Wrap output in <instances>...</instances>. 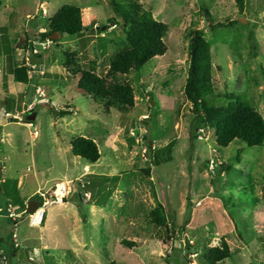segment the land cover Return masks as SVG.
I'll list each match as a JSON object with an SVG mask.
<instances>
[{"label": "rangeland", "instance_id": "obj_1", "mask_svg": "<svg viewBox=\"0 0 264 264\" xmlns=\"http://www.w3.org/2000/svg\"><path fill=\"white\" fill-rule=\"evenodd\" d=\"M119 1L0 0V191L8 188L19 198L14 203L0 193V208L20 213L22 203L55 184L69 190L66 201L44 209L40 227H30L27 215L16 224L0 216V244L8 242L11 250H0V264L16 263V249L26 250L19 252L22 264H206L207 250L222 241L230 256L217 264H264V143L248 148L235 140L218 148L183 94L186 35L195 28L211 45L209 104L223 106L233 95L264 119V0H245L242 12L234 0H139L167 25V50L124 78L133 90V108L106 112L77 90L79 75L67 73L71 63L62 66L67 55L80 70L94 66L97 76L106 75L123 38L113 26L112 3ZM63 5L81 10L83 32L51 36L30 59L28 83H15L8 68L20 61L26 66L29 49L18 45L26 35L45 32ZM202 9L213 25L234 24L211 31ZM36 87L44 97L35 101ZM59 111L68 114L60 117ZM77 137L96 144V163L71 154ZM150 150L158 165L148 158ZM88 174L113 177L114 190L107 196L98 191L91 203L72 197ZM153 211L168 230L151 223Z\"/></svg>", "mask_w": 264, "mask_h": 264}, {"label": "trees", "instance_id": "obj_2", "mask_svg": "<svg viewBox=\"0 0 264 264\" xmlns=\"http://www.w3.org/2000/svg\"><path fill=\"white\" fill-rule=\"evenodd\" d=\"M139 0H120L119 4L112 3L113 11L117 21L113 26H118L123 35L121 47L118 51L109 57V68L104 77H99L94 72V66L88 71L80 70L79 67L65 56L63 68H68L69 63L73 66L67 73L71 77L79 75L77 81V90L90 97L95 103H98L108 112L115 109L120 112H126L134 106L133 90L125 83L124 78L131 72L141 69L146 62L155 57H161L166 53L167 47L164 38L167 35L168 27L166 24L156 21L149 12L142 9L138 3ZM234 4L239 12L244 9L245 0H234ZM204 17L208 20V27L211 31L216 28L231 27L234 22L228 24H214L208 14V11L202 9ZM83 19L81 10L73 5L61 6L49 19L47 30L39 33L37 36L26 35L21 49L26 46H32V39L44 41L53 35L78 36L83 28ZM187 71L186 80L183 87V94L187 100L194 105L196 119L204 130H211L213 139L218 148H227L229 144L237 140L245 144L248 148L259 147L264 143V119L262 116L246 101L228 95L227 103L223 106L214 108L208 102V97L214 92L211 84V45L201 34V31L190 28L187 32ZM54 42V40H51ZM9 73L13 75L15 83L26 85L28 83V68L23 61L18 62L13 69L9 66ZM67 112L59 111L58 115L64 116ZM149 119H144V128L149 130ZM147 139V135H145ZM71 154L87 163L94 164L99 160V152L96 144L83 137H77L71 144ZM152 165H158L160 160L152 156L150 150L147 154ZM164 161H171V151L165 152ZM222 168V166H220ZM227 171H229L228 168ZM149 177V170H145ZM116 181L113 177L88 174L81 178L80 188L82 192L89 193L87 202H94L97 192L101 191L107 196L114 190ZM15 189H17L15 184ZM3 193L6 198L16 203L19 201L17 196L11 195L8 188ZM74 198H77L73 194ZM38 195H34L31 200H37ZM18 200V201H17ZM66 201V200H64ZM98 204V203H97ZM22 210H26V205L21 204ZM151 223L155 227H164L168 230L167 223L162 217L158 216L156 211L150 213ZM9 240L10 233L8 232ZM124 247L133 246L132 243L122 241ZM0 250L4 254L11 252L9 243L0 244ZM22 249H16L13 252L19 255L16 263L22 264L24 258L19 252ZM26 255V250L24 251ZM230 253L224 241L220 247L208 249L205 255L206 264H217L229 258ZM21 257V258H20ZM185 260V255H183ZM27 258V257H26ZM14 261V260H13ZM12 261V262H13ZM31 264H39L36 260L29 261ZM114 264V263H111Z\"/></svg>", "mask_w": 264, "mask_h": 264}, {"label": "built area", "instance_id": "obj_3", "mask_svg": "<svg viewBox=\"0 0 264 264\" xmlns=\"http://www.w3.org/2000/svg\"><path fill=\"white\" fill-rule=\"evenodd\" d=\"M49 43L50 42L48 41V39L44 41H40V40L32 41V46L29 47L25 57L26 67L28 68L27 73L29 77L31 76L32 70H34V66L31 64L30 59H32L33 57H37V55L41 51L45 50V47H47ZM40 75H42L41 71L37 73V77ZM43 97H44L43 91L39 87H36L34 100L36 101L38 99H42ZM58 186L59 184H55L50 191L37 193L38 199L35 201L38 203V207L33 214H28L26 210H22L20 213H16L14 209L8 206L5 209L0 208V216H2L8 222L12 224H16L17 222L23 220L24 215H27V219L30 226L40 227L45 217L44 209L49 205L61 204L65 200L66 196L69 195V190L66 187L64 186L58 187ZM74 194L78 199L82 198L84 201H87L90 196L89 193L82 192L80 187L79 189L77 188V192H74ZM24 204L27 206L26 203ZM2 212H4L3 215Z\"/></svg>", "mask_w": 264, "mask_h": 264}, {"label": "water", "instance_id": "obj_4", "mask_svg": "<svg viewBox=\"0 0 264 264\" xmlns=\"http://www.w3.org/2000/svg\"><path fill=\"white\" fill-rule=\"evenodd\" d=\"M39 15L41 16V12H39ZM56 37V35H53L52 38L54 39ZM5 120L3 118H0V124L2 122H4ZM8 122V121H7ZM38 207V203L35 200H29L27 202V206H26V212L28 214H33L35 212V210Z\"/></svg>", "mask_w": 264, "mask_h": 264}, {"label": "bare ground", "instance_id": "obj_5", "mask_svg": "<svg viewBox=\"0 0 264 264\" xmlns=\"http://www.w3.org/2000/svg\"><path fill=\"white\" fill-rule=\"evenodd\" d=\"M61 185L59 184V186L58 187H60ZM30 227H32V226H30ZM16 237V236H15Z\"/></svg>", "mask_w": 264, "mask_h": 264}, {"label": "crops", "instance_id": "obj_6", "mask_svg": "<svg viewBox=\"0 0 264 264\" xmlns=\"http://www.w3.org/2000/svg\"><path fill=\"white\" fill-rule=\"evenodd\" d=\"M35 96H33V99H34Z\"/></svg>", "mask_w": 264, "mask_h": 264}]
</instances>
